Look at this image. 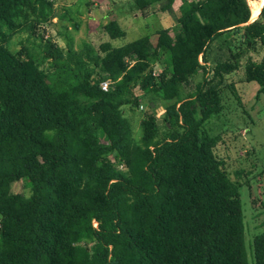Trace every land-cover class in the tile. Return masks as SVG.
<instances>
[{"label":"trees","instance_id":"16d2710c","mask_svg":"<svg viewBox=\"0 0 264 264\" xmlns=\"http://www.w3.org/2000/svg\"><path fill=\"white\" fill-rule=\"evenodd\" d=\"M131 1L135 10L178 1L174 40L154 48L158 72L148 34L75 48L68 7L0 0V264H264V228L248 263L238 185L204 129L242 54L229 48L208 68L204 52L218 36L240 29L244 45L262 48L243 74L264 97V7L248 22V0ZM42 23L63 46L35 32ZM101 27L111 39L125 34L116 20ZM144 97L135 139L122 107ZM158 101L168 102L160 123Z\"/></svg>","mask_w":264,"mask_h":264},{"label":"rangeland","instance_id":"374dc122","mask_svg":"<svg viewBox=\"0 0 264 264\" xmlns=\"http://www.w3.org/2000/svg\"><path fill=\"white\" fill-rule=\"evenodd\" d=\"M51 1L54 7H68L72 18L78 22L77 29H69L75 48L83 41L95 47L103 41H109L112 46H120L148 34L153 48L149 55L153 70L158 72L163 66V62L156 58L154 48L158 46L159 50L161 46H167L174 40L178 1H175L169 10H161V2L153 3L143 10H135L131 0ZM262 1L264 7V0ZM107 20H116L125 32L124 36L109 38L101 27ZM51 21L54 22L55 19L52 18ZM35 32L41 35L43 40L64 45V40L49 23L40 24ZM240 32V29H233L224 33L210 42L205 49L204 56L208 68L217 61L228 59L229 48L236 50L241 47L242 54L238 67L225 75V82L231 83L233 89L222 87V108L205 122L204 129L208 134L218 136L214 153L224 161V170L228 177L238 185L243 213L244 245L248 263H251L252 238L264 228V97L258 92L259 86L255 81H245L243 70L249 58L260 59L262 48L258 43L244 45ZM24 37V33L14 34L7 43L10 51L18 52L21 47L19 41ZM23 43L29 46V43ZM147 100L148 97L142 98L137 107H122V113L130 123L135 139L140 134V119L147 108ZM167 104L168 102L158 101L153 105L159 123L163 106ZM95 135L106 143V138L99 129L95 130ZM108 156L118 166L115 153L110 152ZM24 191L27 192V189Z\"/></svg>","mask_w":264,"mask_h":264},{"label":"bare ground","instance_id":"6f19581e","mask_svg":"<svg viewBox=\"0 0 264 264\" xmlns=\"http://www.w3.org/2000/svg\"><path fill=\"white\" fill-rule=\"evenodd\" d=\"M248 1L250 7L249 21H252L257 17L258 13L260 12L263 1L262 0H248Z\"/></svg>","mask_w":264,"mask_h":264},{"label":"built area","instance_id":"2783aa9c","mask_svg":"<svg viewBox=\"0 0 264 264\" xmlns=\"http://www.w3.org/2000/svg\"><path fill=\"white\" fill-rule=\"evenodd\" d=\"M153 73H155V71H154ZM109 83H110L109 79L101 80V81L99 82V87H100L102 90H107V88H108V86H109Z\"/></svg>","mask_w":264,"mask_h":264},{"label":"water","instance_id":"95a60500","mask_svg":"<svg viewBox=\"0 0 264 264\" xmlns=\"http://www.w3.org/2000/svg\"><path fill=\"white\" fill-rule=\"evenodd\" d=\"M248 22H250V21H248ZM151 105H153V103H151ZM159 121H160V120L158 119V120H157V123H159Z\"/></svg>","mask_w":264,"mask_h":264}]
</instances>
